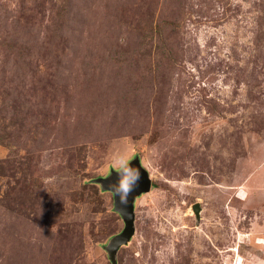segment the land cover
<instances>
[{"label": "rangeland", "instance_id": "rangeland-1", "mask_svg": "<svg viewBox=\"0 0 264 264\" xmlns=\"http://www.w3.org/2000/svg\"><path fill=\"white\" fill-rule=\"evenodd\" d=\"M136 156L118 264H264V0H0V264H112Z\"/></svg>", "mask_w": 264, "mask_h": 264}, {"label": "water", "instance_id": "water-1", "mask_svg": "<svg viewBox=\"0 0 264 264\" xmlns=\"http://www.w3.org/2000/svg\"><path fill=\"white\" fill-rule=\"evenodd\" d=\"M129 165L139 172V180L125 202H122L120 197L111 190L112 183L117 179L116 171H112L106 178H98L95 180V183L100 184L104 191L113 194L114 210L121 216L124 222L123 231L112 238L109 246L107 247L112 264H118L116 254L119 248L122 245H126L135 234V200L143 194L150 192L152 188L150 174L143 167L139 157L136 156L133 158L129 162ZM193 209L197 216H199L201 211L199 204H195Z\"/></svg>", "mask_w": 264, "mask_h": 264}, {"label": "clouds", "instance_id": "clouds-1", "mask_svg": "<svg viewBox=\"0 0 264 264\" xmlns=\"http://www.w3.org/2000/svg\"><path fill=\"white\" fill-rule=\"evenodd\" d=\"M117 179L112 183L111 190L120 197L122 202L127 200L139 180V172L120 157L113 163Z\"/></svg>", "mask_w": 264, "mask_h": 264}, {"label": "bare ground", "instance_id": "bare-ground-1", "mask_svg": "<svg viewBox=\"0 0 264 264\" xmlns=\"http://www.w3.org/2000/svg\"><path fill=\"white\" fill-rule=\"evenodd\" d=\"M252 257V256H251Z\"/></svg>", "mask_w": 264, "mask_h": 264}]
</instances>
